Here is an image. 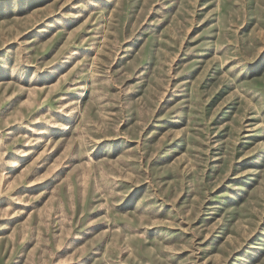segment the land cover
Instances as JSON below:
<instances>
[{"label":"rangeland","instance_id":"rangeland-1","mask_svg":"<svg viewBox=\"0 0 264 264\" xmlns=\"http://www.w3.org/2000/svg\"><path fill=\"white\" fill-rule=\"evenodd\" d=\"M0 264H264V0H0Z\"/></svg>","mask_w":264,"mask_h":264}]
</instances>
